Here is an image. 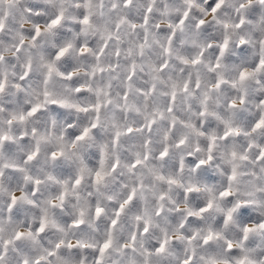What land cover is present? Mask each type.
Segmentation results:
<instances>
[{
	"label": "snow or ice",
	"instance_id": "obj_1",
	"mask_svg": "<svg viewBox=\"0 0 264 264\" xmlns=\"http://www.w3.org/2000/svg\"><path fill=\"white\" fill-rule=\"evenodd\" d=\"M0 264H264V0H0Z\"/></svg>",
	"mask_w": 264,
	"mask_h": 264
}]
</instances>
